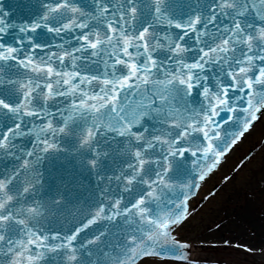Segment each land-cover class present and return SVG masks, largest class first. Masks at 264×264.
Returning a JSON list of instances; mask_svg holds the SVG:
<instances>
[{
	"label": "snow or ice",
	"instance_id": "snow-or-ice-1",
	"mask_svg": "<svg viewBox=\"0 0 264 264\" xmlns=\"http://www.w3.org/2000/svg\"><path fill=\"white\" fill-rule=\"evenodd\" d=\"M261 115L264 0H0V264L252 253L190 222Z\"/></svg>",
	"mask_w": 264,
	"mask_h": 264
},
{
	"label": "rangeland",
	"instance_id": "rangeland-1",
	"mask_svg": "<svg viewBox=\"0 0 264 264\" xmlns=\"http://www.w3.org/2000/svg\"><path fill=\"white\" fill-rule=\"evenodd\" d=\"M255 156L259 163L250 164ZM222 173L224 174L217 171L206 195L192 205L199 215L190 223L198 234L202 229L201 223L206 222L207 215L211 220L209 223L221 219L228 222L231 219H238L239 213L243 215V211L247 210L253 220H264V129L259 139L252 146L246 147L245 153L236 157L228 170ZM206 232L204 230L199 235L203 236ZM223 237L228 238L226 235ZM221 238L222 236L205 239L221 241ZM192 256L198 264H264V253H246L242 249L225 247L222 243L215 247L211 243L204 247L197 245Z\"/></svg>",
	"mask_w": 264,
	"mask_h": 264
},
{
	"label": "bare ground",
	"instance_id": "bare-ground-1",
	"mask_svg": "<svg viewBox=\"0 0 264 264\" xmlns=\"http://www.w3.org/2000/svg\"><path fill=\"white\" fill-rule=\"evenodd\" d=\"M263 129H264V126H263V128H262L257 139H259V137L262 135ZM253 143H247L246 145H244L239 150L236 157H239L242 154H244L245 148L252 146ZM235 158H234V160H235ZM256 163H259V162H258V160H256V156H255L250 164H256ZM218 172L221 173L222 175L224 174V173H222V171H218ZM216 175H217V172L214 173L212 179H214ZM212 179H211V181H212ZM211 181H210L208 187H205L202 185L201 191H199V194L193 199L192 205L194 202L203 198L206 195L207 191L210 189V187L212 185ZM256 188L257 187H255V189ZM250 191L253 192V190H250ZM233 210L235 212V209H233ZM209 220H210V217L207 215L206 222H204V221L202 223L200 222L202 225V229L198 231L199 234L203 233V231L205 230L203 225L206 223H209L211 221V220L210 221ZM227 223H228L229 227L232 228V231L225 230L223 235H221V233H219V232H212V233L206 232V233H204L203 237L206 239L207 238L208 239L209 238L216 239V238H219L220 236H222V238H221V240H222L224 238L223 236L226 235L228 238L231 237L234 240L235 239L242 240L245 243L252 245L253 248H256V249L259 248L258 250H253L254 253H257V252L258 253H264V240L261 239V234L264 233V220L263 219L253 220L252 217L248 215L247 210H244L243 215H242V213H239L238 219H231V221H228ZM192 253H193V251H192Z\"/></svg>",
	"mask_w": 264,
	"mask_h": 264
},
{
	"label": "water",
	"instance_id": "water-1",
	"mask_svg": "<svg viewBox=\"0 0 264 264\" xmlns=\"http://www.w3.org/2000/svg\"><path fill=\"white\" fill-rule=\"evenodd\" d=\"M262 116V115H261ZM259 117L258 120L256 122H254L253 126L251 129H249L244 136L241 138V140L235 145L233 146V148L230 150L229 153L226 154L224 160L222 161L221 165L219 167H221L220 169H218V171H227L229 166L231 165V163L233 162L234 158L236 157V155L238 154L239 150L246 145L247 143H253L256 142L263 126H264V116ZM259 122V123H258ZM258 123V124H257ZM230 155V156H229ZM218 167V168H219ZM215 173V172H214ZM213 174V173H212ZM211 174V176L203 183V186L208 187L213 175ZM201 191V189H200Z\"/></svg>",
	"mask_w": 264,
	"mask_h": 264
}]
</instances>
